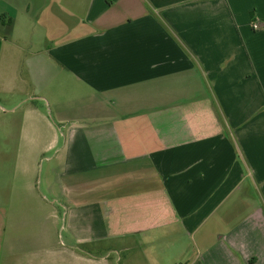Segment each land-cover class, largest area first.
Listing matches in <instances>:
<instances>
[{"label":"crops","instance_id":"1","mask_svg":"<svg viewBox=\"0 0 264 264\" xmlns=\"http://www.w3.org/2000/svg\"><path fill=\"white\" fill-rule=\"evenodd\" d=\"M184 262L264 264V0H0V264Z\"/></svg>","mask_w":264,"mask_h":264},{"label":"rangeland","instance_id":"2","mask_svg":"<svg viewBox=\"0 0 264 264\" xmlns=\"http://www.w3.org/2000/svg\"><path fill=\"white\" fill-rule=\"evenodd\" d=\"M48 167H47V163H45V164H43L40 168H39V177L40 176H44V180H45V178H46V175H47V169ZM60 224V223H59ZM62 225V224H61ZM58 226V228H57V237H58V239L59 238H62V239H65L66 238V236H67V234H66V232L65 231H63V228H62V226ZM100 250H98V248L95 246V245H88L87 246V250L90 252V253H94V254H100V253H102V249L101 248H99ZM103 250L105 251L106 250V248L104 247L103 248ZM105 253V252H104Z\"/></svg>","mask_w":264,"mask_h":264},{"label":"built area","instance_id":"3","mask_svg":"<svg viewBox=\"0 0 264 264\" xmlns=\"http://www.w3.org/2000/svg\"><path fill=\"white\" fill-rule=\"evenodd\" d=\"M254 28H255V29H259V26H258L257 23L254 24ZM182 264H191V263H189V262H184V263H182Z\"/></svg>","mask_w":264,"mask_h":264}]
</instances>
